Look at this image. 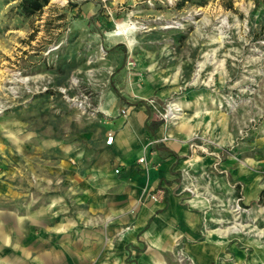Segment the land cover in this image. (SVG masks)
I'll return each instance as SVG.
<instances>
[{"label": "rangeland", "instance_id": "rangeland-1", "mask_svg": "<svg viewBox=\"0 0 264 264\" xmlns=\"http://www.w3.org/2000/svg\"><path fill=\"white\" fill-rule=\"evenodd\" d=\"M121 105L143 106L162 141L186 145L178 181L191 195L215 174L233 188L223 226L238 217V229L218 264H264V0H50L32 16L0 0L5 259L44 264V237L57 233L48 226L111 208L122 185L106 123ZM101 225L93 264L113 242ZM164 264L196 263L179 252Z\"/></svg>", "mask_w": 264, "mask_h": 264}, {"label": "crops", "instance_id": "crops-1", "mask_svg": "<svg viewBox=\"0 0 264 264\" xmlns=\"http://www.w3.org/2000/svg\"><path fill=\"white\" fill-rule=\"evenodd\" d=\"M126 106L121 105L106 123L107 133L114 136L110 145L105 143L107 162L110 173L112 166L118 169L115 181L122 185L121 191L99 219L88 214L83 225L74 221L71 226H48L49 234L54 229L57 233L44 237V264H93L104 242L102 223L114 237L99 264H164L179 252L196 264L224 261L226 233L238 229L231 225L237 216L223 226L224 196L233 188L223 174H215V183L203 179L191 187L195 194L191 195L178 181L186 145L174 136L162 141L166 134L162 125L151 126L143 106ZM261 190L262 185H254L253 192H245V199L250 201ZM237 207L233 210L239 214ZM1 250L0 264H43L23 255L5 259L6 252Z\"/></svg>", "mask_w": 264, "mask_h": 264}, {"label": "trees", "instance_id": "trees-1", "mask_svg": "<svg viewBox=\"0 0 264 264\" xmlns=\"http://www.w3.org/2000/svg\"><path fill=\"white\" fill-rule=\"evenodd\" d=\"M182 3L185 0H180ZM50 0H18V7L22 14L26 16L35 15L41 12L43 7L46 6ZM263 193V189L260 191V195Z\"/></svg>", "mask_w": 264, "mask_h": 264}, {"label": "built area", "instance_id": "built-area-1", "mask_svg": "<svg viewBox=\"0 0 264 264\" xmlns=\"http://www.w3.org/2000/svg\"><path fill=\"white\" fill-rule=\"evenodd\" d=\"M113 140H114V136L112 133L109 132L106 136V140H105L106 144L110 145L113 142ZM116 170L118 169L116 168Z\"/></svg>", "mask_w": 264, "mask_h": 264}]
</instances>
